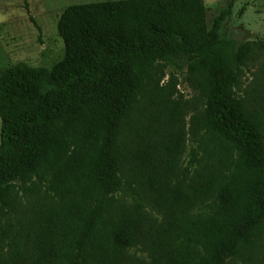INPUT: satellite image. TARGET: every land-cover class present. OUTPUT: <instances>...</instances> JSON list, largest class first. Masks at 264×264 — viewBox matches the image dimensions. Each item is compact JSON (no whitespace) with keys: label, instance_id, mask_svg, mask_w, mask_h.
Masks as SVG:
<instances>
[{"label":"trees","instance_id":"1","mask_svg":"<svg viewBox=\"0 0 264 264\" xmlns=\"http://www.w3.org/2000/svg\"><path fill=\"white\" fill-rule=\"evenodd\" d=\"M230 8L208 27L203 0L70 4L57 63L0 69V264H264L263 120L234 90L264 40L221 38ZM170 65L204 102L187 130ZM142 97L155 127L133 140ZM27 191L15 228L4 215Z\"/></svg>","mask_w":264,"mask_h":264},{"label":"rangeland","instance_id":"2","mask_svg":"<svg viewBox=\"0 0 264 264\" xmlns=\"http://www.w3.org/2000/svg\"><path fill=\"white\" fill-rule=\"evenodd\" d=\"M101 0H0V69L23 62L31 66H53L63 56L64 44L58 35L56 23L62 10L70 5ZM207 7L206 23L210 27L214 18L231 3L230 14L225 17L220 27V37L232 39L237 43L245 41L264 40V0H203ZM39 26L37 29L33 22ZM167 73L174 72L177 77L176 99L184 107L186 130L190 117L203 108V99L197 87L192 83L186 68L170 65ZM168 74L161 80L164 85ZM235 94L241 98L246 106L258 113L263 120L264 137V51L258 52L247 63L241 66L239 78L235 86ZM153 107L147 98H140L133 113L130 137L139 140L149 127H155L150 121ZM124 141L128 143L127 137ZM196 139L188 133L182 156V166L191 173L197 167L196 158L192 150L196 148ZM45 193L44 188L39 194ZM35 194L26 192L20 194L17 205L5 212L4 218L9 219L15 228L19 223L27 220L29 203L27 199L34 198ZM217 202L209 198L201 205L193 208L191 214L198 215L208 212ZM10 209V208H9ZM150 213L160 216L149 209ZM3 220V219H2ZM4 221V220H3ZM135 256H144L140 247L129 250Z\"/></svg>","mask_w":264,"mask_h":264}]
</instances>
